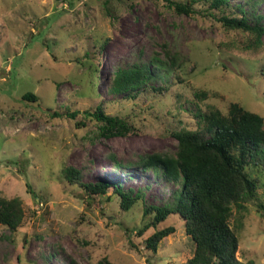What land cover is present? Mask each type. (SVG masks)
<instances>
[{
  "label": "rangeland",
  "instance_id": "374dc122",
  "mask_svg": "<svg viewBox=\"0 0 264 264\" xmlns=\"http://www.w3.org/2000/svg\"><path fill=\"white\" fill-rule=\"evenodd\" d=\"M228 1L243 4L249 18L263 15L264 25V0ZM193 7L188 15L168 0H0V197H20L25 210L16 230L0 224V264H97L103 258L181 264L192 256L193 240L176 215L158 225L176 230L156 251L145 247L155 228L139 234L150 219L144 207L170 203L180 184L127 163L144 153L174 152L172 132L198 127L197 108L226 113L237 102L264 117V35L253 47L251 34L222 26L207 4ZM168 55L179 68L163 76L150 66L151 83L166 79L169 89L143 90L136 98L111 91L117 69ZM196 89L207 91L206 98H194ZM27 91L37 100H22ZM100 102L132 130L97 136L94 119L78 128L72 119L52 116L70 107L83 118L84 109ZM65 166L79 169L83 182L118 180L125 190H141L143 200L125 211L111 188L90 197L65 180ZM245 170L258 183L256 196L241 210L233 208L229 224L239 239L237 258L264 264V211L258 206L264 203V163Z\"/></svg>",
  "mask_w": 264,
  "mask_h": 264
},
{
  "label": "trees",
  "instance_id": "16d2710c",
  "mask_svg": "<svg viewBox=\"0 0 264 264\" xmlns=\"http://www.w3.org/2000/svg\"><path fill=\"white\" fill-rule=\"evenodd\" d=\"M200 1L207 4L206 12L222 26L248 32L252 35L248 44L260 46L264 35V25L261 23L263 15L251 14L249 18L243 4L231 6L228 0H168L175 11L188 15L195 12L193 5ZM251 3H255V0ZM103 47L104 42L95 50L97 56ZM150 65L162 71L163 76L170 72L171 67L179 68L175 55H168L167 60L154 57L150 64L133 63L116 70L111 91L136 98L143 90L161 93L169 89L171 84L166 79L161 85L151 83L154 73ZM174 77L183 82L178 73ZM207 94L202 89L193 91L197 100L206 98ZM21 98L37 100L35 93L30 91L23 93ZM196 111L198 127H183L172 132L178 142L174 152L144 153L135 162L127 163L143 170H153L164 180L180 184L170 203L144 207L143 215H149L150 219L138 232L142 234L149 226L155 228L144 239L145 247L155 252L158 243L176 230L174 225L162 228H158V225L176 215L182 220L187 235L194 243L192 256L181 264H255L253 260L242 261L237 258L239 239L229 219L234 207L239 211L246 200L256 196L258 183L245 168L250 164L264 163V117L237 102H231L226 113L213 106H207L203 111L197 108ZM83 113V118H79V109L65 107L64 111L54 110L52 116L72 119L78 128L86 126L85 119H94L98 126L97 136H122L132 130L126 119L105 113L101 102L84 109ZM114 164L115 167L121 166L116 160ZM62 173L70 185L82 187L90 197L104 195L111 188L113 193L119 195L120 207L125 211L138 200H143L144 193L141 190H125L118 180L83 182L80 170L72 166H65ZM258 206L264 211V203ZM24 214L20 197H0L1 225L14 231L21 225ZM97 264L114 263L103 258Z\"/></svg>",
  "mask_w": 264,
  "mask_h": 264
}]
</instances>
